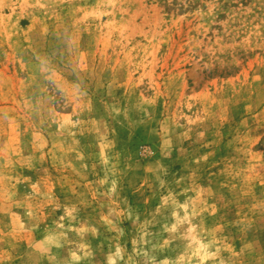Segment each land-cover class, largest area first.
Masks as SVG:
<instances>
[{
    "label": "rangeland",
    "instance_id": "rangeland-1",
    "mask_svg": "<svg viewBox=\"0 0 264 264\" xmlns=\"http://www.w3.org/2000/svg\"><path fill=\"white\" fill-rule=\"evenodd\" d=\"M0 264H264V0H0Z\"/></svg>",
    "mask_w": 264,
    "mask_h": 264
}]
</instances>
